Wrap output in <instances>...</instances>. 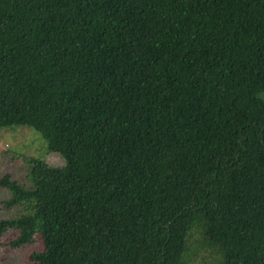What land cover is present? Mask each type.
Listing matches in <instances>:
<instances>
[{
    "label": "trees",
    "instance_id": "obj_1",
    "mask_svg": "<svg viewBox=\"0 0 264 264\" xmlns=\"http://www.w3.org/2000/svg\"><path fill=\"white\" fill-rule=\"evenodd\" d=\"M264 0H0V128L51 166L0 220L34 264H264ZM12 233V234H11Z\"/></svg>",
    "mask_w": 264,
    "mask_h": 264
},
{
    "label": "rangeland",
    "instance_id": "obj_2",
    "mask_svg": "<svg viewBox=\"0 0 264 264\" xmlns=\"http://www.w3.org/2000/svg\"><path fill=\"white\" fill-rule=\"evenodd\" d=\"M264 98V91L258 94ZM33 157L44 160L51 166H60L63 159L57 153L46 152L45 143L40 135L25 126H12L0 128V176L8 174L22 186L29 184L25 158ZM9 191L0 187V220L15 218L19 214L17 207L5 209L1 201L7 199ZM12 234V233H11ZM10 233H0V264H34L28 261L30 252L41 248L40 242L34 241L16 249L7 246Z\"/></svg>",
    "mask_w": 264,
    "mask_h": 264
}]
</instances>
